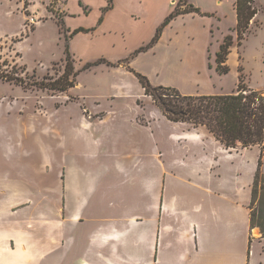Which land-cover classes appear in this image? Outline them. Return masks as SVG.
Wrapping results in <instances>:
<instances>
[{
  "label": "rangeland",
  "instance_id": "rangeland-1",
  "mask_svg": "<svg viewBox=\"0 0 264 264\" xmlns=\"http://www.w3.org/2000/svg\"><path fill=\"white\" fill-rule=\"evenodd\" d=\"M235 2L0 0V74L15 78H0L2 174L33 183L39 165V181L53 183L59 170L71 169L80 177L113 179L115 189L127 193L140 189L128 186L129 177L140 185L152 180L175 203L176 219L182 211L197 216L192 170L212 154L213 138L206 128L167 120L140 76L184 96L232 95L240 83L264 94V0L252 4L257 15L241 34ZM79 27L93 29L72 37ZM226 41L229 71L223 75L216 60ZM67 47L73 86L49 91L44 87L65 75ZM243 156L248 163H238L250 182L260 151ZM261 237L254 229L252 238ZM251 251L264 262V244L254 242Z\"/></svg>",
  "mask_w": 264,
  "mask_h": 264
},
{
  "label": "crops",
  "instance_id": "crops-1",
  "mask_svg": "<svg viewBox=\"0 0 264 264\" xmlns=\"http://www.w3.org/2000/svg\"><path fill=\"white\" fill-rule=\"evenodd\" d=\"M212 142V154L192 170L198 197L191 218L182 211L176 219L175 203L152 180L140 185L129 177L128 186L140 189L127 193L117 191L113 179L80 177L71 169L59 170L53 183L39 181V165L33 183L0 170V264H264L249 253V245L264 239L252 238L256 173L249 182L241 164L248 150L229 151Z\"/></svg>",
  "mask_w": 264,
  "mask_h": 264
},
{
  "label": "trees",
  "instance_id": "trees-1",
  "mask_svg": "<svg viewBox=\"0 0 264 264\" xmlns=\"http://www.w3.org/2000/svg\"><path fill=\"white\" fill-rule=\"evenodd\" d=\"M254 2V0H236L237 29L240 34L248 28L257 15V9L252 7ZM178 15L180 13H173L166 23ZM88 32L79 28L74 31L72 37ZM229 47L230 43L226 41L217 54V70L223 75L229 71L226 65ZM65 62V75L53 84L45 86V89L64 92L73 86L69 78L74 73V61L68 47ZM0 78L9 82L15 79L3 74H0ZM140 81L146 95L154 100L170 122L188 124L196 129L206 128L213 138L229 151L259 149L260 160L253 180L249 209L251 229H259L264 239V173L261 171L264 157V94L240 83L237 92L232 95L184 96L174 88H154L145 77L140 76Z\"/></svg>",
  "mask_w": 264,
  "mask_h": 264
},
{
  "label": "built area",
  "instance_id": "built-area-1",
  "mask_svg": "<svg viewBox=\"0 0 264 264\" xmlns=\"http://www.w3.org/2000/svg\"><path fill=\"white\" fill-rule=\"evenodd\" d=\"M31 22H32V23L34 22V19H33V18L31 19Z\"/></svg>",
  "mask_w": 264,
  "mask_h": 264
}]
</instances>
